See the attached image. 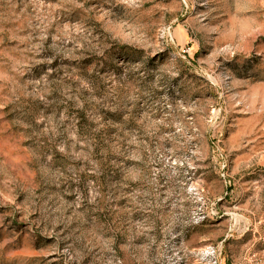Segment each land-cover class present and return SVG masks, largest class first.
<instances>
[{
  "label": "rangeland",
  "instance_id": "rangeland-1",
  "mask_svg": "<svg viewBox=\"0 0 264 264\" xmlns=\"http://www.w3.org/2000/svg\"><path fill=\"white\" fill-rule=\"evenodd\" d=\"M0 264H264V0H0Z\"/></svg>",
  "mask_w": 264,
  "mask_h": 264
}]
</instances>
